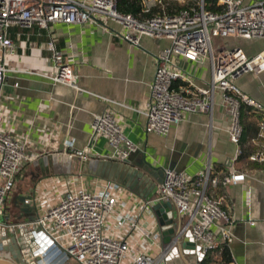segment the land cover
Here are the masks:
<instances>
[{"label": "crops", "instance_id": "1", "mask_svg": "<svg viewBox=\"0 0 264 264\" xmlns=\"http://www.w3.org/2000/svg\"><path fill=\"white\" fill-rule=\"evenodd\" d=\"M165 1L170 3L171 12L201 2ZM257 2L264 0H245L246 4ZM203 4L204 8L212 6L215 10L220 7L219 0H203ZM98 21L58 24L48 30L10 31L14 52L4 55L0 52L1 61L8 67L0 102V131L12 134L30 154L39 158L22 166L1 221L8 225L35 221L49 205L58 203L68 187L79 190L84 186L94 192L108 183L125 187L133 208L155 195L154 188L162 178L163 168L170 167L190 178L208 172L210 178L218 179V185L216 188L209 185L206 193L214 200L220 199L232 220L228 243L231 259L236 264H264V164L248 161L250 155L264 150L259 129L256 136L258 123H264V72L247 73L235 81L242 94L262 106L259 110L240 107L242 128L247 131L244 151L229 140V106L219 91L214 94L211 116L188 114L166 136L149 134L144 113L156 74L157 55L170 45L169 41L144 37L141 46L135 48L106 34L100 26L121 33V25L110 18H98ZM50 38L63 51L81 87L108 101L78 94L50 80L54 72L52 55L46 49ZM221 39L223 48L240 47L249 57L264 52V39ZM173 64L196 87L209 88L208 60L197 64L174 57ZM104 111L117 117L122 132L140 149L127 160L113 158L107 140L92 133L93 116ZM83 149L89 150L88 162L68 156ZM235 156L232 167H228L227 163ZM232 172L242 174L243 182L224 183L222 178ZM143 220L148 227L160 229L162 242L166 244L174 234L167 233L169 240L164 242L163 232L174 226L175 234L179 233L185 217H179L168 203H162L147 209ZM169 220L172 221L167 225ZM25 244L26 237L20 231L13 234L8 229V238L0 236V264H18L15 248ZM176 249L179 253L168 264L199 263L195 256L184 253L187 248L183 241L178 242ZM55 264L77 263L61 260Z\"/></svg>", "mask_w": 264, "mask_h": 264}, {"label": "built area", "instance_id": "2", "mask_svg": "<svg viewBox=\"0 0 264 264\" xmlns=\"http://www.w3.org/2000/svg\"><path fill=\"white\" fill-rule=\"evenodd\" d=\"M221 11H207L203 0L178 13L135 17L121 13L117 0H0V52H14L12 29L48 30L58 24L82 25L110 18L122 26L121 33L100 24L103 31L116 36L135 48L148 37L168 40L169 46L156 58V74L150 86L146 132L166 136L172 126L178 125L188 114L212 115L214 94L219 91L229 106L231 124L229 140L238 144L242 135L240 107L255 110L262 106L242 94L235 81L247 73L264 72V52L249 57L240 47L219 48L214 52L212 38L264 39V2L246 4L245 0H219ZM144 15L161 6L162 0H145ZM52 55L54 72L50 80L65 85L78 94L98 97L79 84L74 69L65 60L64 53L52 38L46 43ZM202 64L209 61L211 81L208 89L196 87L192 80L174 67L173 58ZM5 64L0 59V102L7 79ZM184 82L175 90L176 82ZM108 101V100H107ZM92 133L104 137L113 150V158L127 160L140 149L123 132L117 117L110 111L93 116ZM264 138V123L259 126ZM72 147V145H68ZM88 149L68 153L71 159L88 162ZM235 156L227 163L232 167ZM12 134L0 131V230L13 234L28 229L41 235L26 239L20 250L24 264H55L72 260L77 264H168L178 242L186 232L191 233L202 257L220 244L231 240L232 223L221 201L209 197V185L216 188L218 179L206 174L190 178L170 167L162 169V178L155 186V195L143 202L129 204L127 189L116 183L102 185L94 192L82 186L69 188L56 204H51L35 221L7 224L5 205L13 191L16 178L25 163L37 161ZM248 161L264 164V150L249 156ZM242 174L233 172L222 178L226 184L243 182ZM169 203L176 214L184 218L179 233L166 244L160 229L148 227L143 220L145 211L157 204ZM180 237V238H179ZM2 246H0V249ZM176 250V253H175ZM197 258L198 257L194 255ZM229 264H236L231 259Z\"/></svg>", "mask_w": 264, "mask_h": 264}, {"label": "trees", "instance_id": "3", "mask_svg": "<svg viewBox=\"0 0 264 264\" xmlns=\"http://www.w3.org/2000/svg\"><path fill=\"white\" fill-rule=\"evenodd\" d=\"M144 1L145 0H117V7L121 13L130 14V15H133V16L138 17V18H140L142 16L143 17L144 16L145 17H153L156 15H162L164 12H166V14H168V15H173V14L178 13L180 10L186 9V8H181L176 12H171L170 11L171 10L170 9V3L167 4V3H165L166 2L165 0H162L161 6L152 9L149 14L144 15V13H143ZM221 9H222L221 7H219L217 10H215L212 6L205 7V10H207V11L213 10L215 12H219V11H221ZM15 31H17V30H15ZM184 84H185L184 82L179 81V82L174 83L172 88L176 90L179 85H184ZM243 106H246V105L242 104L241 110L244 108ZM241 110H240V124H241ZM259 125H260V123H258V125H257L256 136L258 134ZM241 127H242V124H241ZM245 132L247 133L246 128H244V129L242 128V135H241V138H240L239 143H238L239 148L241 150H243V142H244ZM243 151H242V153H243ZM208 188H207V190H208ZM230 262H231V257H230L228 247L226 244L223 243V244H220L216 249L209 251L205 256H203L200 259L198 264H229Z\"/></svg>", "mask_w": 264, "mask_h": 264}, {"label": "water", "instance_id": "4", "mask_svg": "<svg viewBox=\"0 0 264 264\" xmlns=\"http://www.w3.org/2000/svg\"><path fill=\"white\" fill-rule=\"evenodd\" d=\"M85 166V165H83ZM168 206L171 207V205L168 203ZM172 208V207H171ZM172 221V220H171ZM171 221L169 220L166 224H170ZM167 233H172L174 234L175 231H174V226L168 230V231H164L163 232V236H164V242H167L169 240V238H167ZM20 234L24 235L26 237V239L28 240L30 237H34V236H37V235H41V233L39 232H31L29 231L28 229H24V230H20ZM0 236H3V238H8V229L7 228H4L3 230L0 231ZM166 237V238H165ZM180 238V237H179ZM16 238H14L15 240ZM182 241L184 243V246L190 250V252L186 249L185 250V254H191L192 256L196 255L198 257V261H200V259L202 258V254L199 253V247L198 246H195V244L193 243L192 241V238H191V233L188 231L186 232L184 235H183V238H182ZM25 246V245H24ZM24 246H21V248H23ZM20 247L16 246L15 248V258H16V263L18 264H24V262L20 259V250H21ZM175 253H176V250H175Z\"/></svg>", "mask_w": 264, "mask_h": 264}, {"label": "rangeland", "instance_id": "5", "mask_svg": "<svg viewBox=\"0 0 264 264\" xmlns=\"http://www.w3.org/2000/svg\"><path fill=\"white\" fill-rule=\"evenodd\" d=\"M212 42H213V48H214V52H216L219 48L223 47V41L221 38H212ZM220 44L221 46H218L217 44ZM6 66V65H5ZM6 69L8 70V67H6ZM8 73V72H7Z\"/></svg>", "mask_w": 264, "mask_h": 264}]
</instances>
